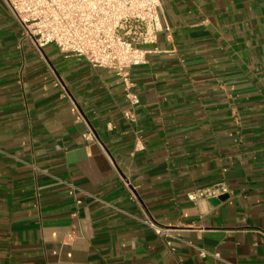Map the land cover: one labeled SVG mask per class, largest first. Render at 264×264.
I'll use <instances>...</instances> for the list:
<instances>
[{
    "label": "crops",
    "instance_id": "0c3cea01",
    "mask_svg": "<svg viewBox=\"0 0 264 264\" xmlns=\"http://www.w3.org/2000/svg\"><path fill=\"white\" fill-rule=\"evenodd\" d=\"M161 21L128 86L22 40L0 0V264H264V0H162Z\"/></svg>",
    "mask_w": 264,
    "mask_h": 264
},
{
    "label": "built area",
    "instance_id": "2783aa9c",
    "mask_svg": "<svg viewBox=\"0 0 264 264\" xmlns=\"http://www.w3.org/2000/svg\"><path fill=\"white\" fill-rule=\"evenodd\" d=\"M2 1L18 23L22 40L39 51L53 44L61 53L83 58L94 68L113 70L128 86L130 70L148 63L149 56L157 52L151 46L163 30L162 0ZM55 85L61 86L58 80ZM127 97L132 105L139 104L136 94L128 92ZM125 116L133 117L129 112ZM124 185L138 202L130 181L124 180ZM69 187L74 194L77 187ZM227 192V186L219 183L187 197L195 202ZM142 211L143 218H136L142 225L157 235H169L168 228L158 224L145 208ZM200 254L206 252L200 250Z\"/></svg>",
    "mask_w": 264,
    "mask_h": 264
},
{
    "label": "water",
    "instance_id": "95a60500",
    "mask_svg": "<svg viewBox=\"0 0 264 264\" xmlns=\"http://www.w3.org/2000/svg\"><path fill=\"white\" fill-rule=\"evenodd\" d=\"M227 198H228V194H224V195L220 196L219 198L211 199V202L218 204V203L226 200Z\"/></svg>",
    "mask_w": 264,
    "mask_h": 264
}]
</instances>
